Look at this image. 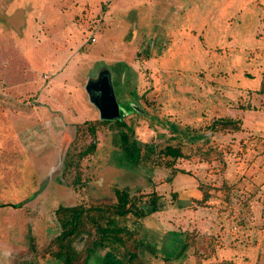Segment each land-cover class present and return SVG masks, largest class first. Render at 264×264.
<instances>
[{"label":"rangeland","instance_id":"374dc122","mask_svg":"<svg viewBox=\"0 0 264 264\" xmlns=\"http://www.w3.org/2000/svg\"><path fill=\"white\" fill-rule=\"evenodd\" d=\"M263 14L264 0H0V264H63L57 208L117 190L143 208L159 197L157 212L118 218L140 263L264 264ZM101 72L120 112L133 108L122 125L86 96ZM6 75L35 87L13 97ZM120 133L153 155L129 161Z\"/></svg>","mask_w":264,"mask_h":264},{"label":"trees","instance_id":"16d2710c","mask_svg":"<svg viewBox=\"0 0 264 264\" xmlns=\"http://www.w3.org/2000/svg\"><path fill=\"white\" fill-rule=\"evenodd\" d=\"M261 92H264L261 91ZM129 108L122 109L121 118L114 122L122 125V119L133 112L131 105ZM223 129L228 128L231 131H239V122L230 118H225L220 121ZM123 127L124 124H123ZM215 128L214 126L211 127ZM130 130V129H129ZM123 150L129 161L134 164L146 162L149 154L153 155V149L146 148V153L139 156V147L134 141H131L125 133H120ZM164 158H172L174 162L178 158H182L179 147L166 146L161 152ZM209 153H207L208 155ZM172 162L167 164L172 167ZM159 165V164H158ZM178 173H183L177 169L171 171L169 181ZM115 201L109 205L96 206L85 208L79 207H58L55 211V216L61 233L58 237V242L62 251L55 253L56 259L61 260L63 264H70L74 252L72 244L77 243L82 246L81 251L84 252V258L81 264H142L137 259L136 252L130 248H126L124 236L130 237L129 232L124 227L118 225V218H125L129 215L135 218H144L158 211L161 204L159 197L151 194L149 200L141 207L138 199H133L126 191H115ZM139 203V204H138ZM129 234V235H128ZM83 237H92L85 244ZM180 254L186 248L183 240L178 242ZM98 251H104V255H99Z\"/></svg>","mask_w":264,"mask_h":264},{"label":"water","instance_id":"95a60500","mask_svg":"<svg viewBox=\"0 0 264 264\" xmlns=\"http://www.w3.org/2000/svg\"><path fill=\"white\" fill-rule=\"evenodd\" d=\"M105 79L103 80V84ZM91 87L90 84L87 85L86 91L88 93L89 101L99 110V119L100 121H115L121 118V108L118 106L116 98L114 96L111 85L105 84L101 91L104 93L103 97H100L99 100H95L91 96ZM94 99V100H93Z\"/></svg>","mask_w":264,"mask_h":264},{"label":"crops","instance_id":"0c3cea01","mask_svg":"<svg viewBox=\"0 0 264 264\" xmlns=\"http://www.w3.org/2000/svg\"><path fill=\"white\" fill-rule=\"evenodd\" d=\"M264 15V14H263ZM10 20H12V17H10ZM263 27H264V24H263ZM255 40L257 41V42H261L262 44H264V30L260 33V35H256L255 36ZM51 48L54 50L53 52H55V60L53 61V67H52V70L49 72L51 75H53V72L54 71H57L58 69L57 68H59V65L61 64V62L58 64V60H57V53H58V51H57V48L55 47V46H53V41H52V43H51ZM259 52H261V51H259ZM88 53H91V52H88ZM76 62H71V63H69V65L66 67V69L69 71H67V72H62V73H60V74H58V72H56L55 74H54V77L56 78L55 80H57V79H59V78H61V80L63 81V80H65V79H67L69 76H70V73H71V71H73V69H74V64H75ZM7 67V66H6ZM59 75V77H57ZM45 76V75H44ZM264 76V75H263ZM5 78L7 79V82L9 83V85L10 86H12V85H17V86H13L14 87V89H12L11 88V90H12V94L14 95L13 97H18V95L17 94H19V96H22V94L24 95V93L26 92V90H27V88L28 89H32V88H34L35 87V80L34 81H32L30 84H33V87L32 88H29V83L28 82H24V83H20V82H18V84H13V83H11V81L8 79V77H7V75L5 76ZM46 79H47V76H46ZM46 79H44V77H43V80L44 81H46ZM87 80H86V83H85V85H84V90L86 91V87H87V85H89V83H90V80L88 79V77L86 78ZM9 80V81H8ZM53 80V79H52ZM261 81H263L264 82V78H263V80H261ZM53 82V81H52ZM25 83H27V85H28V87H26V84ZM26 87V90L25 91H19L18 93L17 92H15V91H17V89L18 88H20V87ZM86 93V96H87V98H89L88 97V93H87V91L85 92ZM259 97H261V100H262V103L261 104H263L264 105V92H260V95H259ZM93 105V104H92ZM93 107L95 108V110L97 111V109H96V107L93 105ZM98 112V111H97ZM98 115H99V112H98ZM42 151H43V149H41ZM41 151V152H42ZM40 152V153H41ZM43 153V152H42ZM264 192V191H263Z\"/></svg>","mask_w":264,"mask_h":264},{"label":"flooded vegetation","instance_id":"af4514ba","mask_svg":"<svg viewBox=\"0 0 264 264\" xmlns=\"http://www.w3.org/2000/svg\"><path fill=\"white\" fill-rule=\"evenodd\" d=\"M105 76H106L105 73H103V72L99 73V74H98L99 82H100L99 86H97V87L95 86L94 88L91 87V89H90L92 98H94V99L96 98V100H97V99L99 100V96L102 95V93H103V92L101 93V88L104 86V85H103V80L105 79ZM107 80H108V78H107ZM107 80H106V81H107ZM91 82H92V81L90 80V83H91ZM90 83H89V84H90ZM99 90H100V91H99ZM103 94H104V93H103ZM102 97H103V95H102ZM94 99H93V100H94Z\"/></svg>","mask_w":264,"mask_h":264},{"label":"built area","instance_id":"2783aa9c","mask_svg":"<svg viewBox=\"0 0 264 264\" xmlns=\"http://www.w3.org/2000/svg\"><path fill=\"white\" fill-rule=\"evenodd\" d=\"M88 40L91 42V43H94L96 40H95V37L94 36H92V35H90L89 37H88ZM44 78L46 79V76H44Z\"/></svg>","mask_w":264,"mask_h":264}]
</instances>
